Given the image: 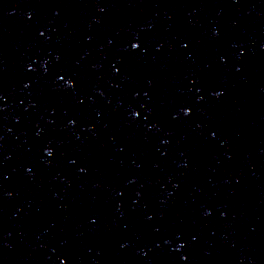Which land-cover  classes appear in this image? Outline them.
I'll return each mask as SVG.
<instances>
[{
  "label": "water",
  "instance_id": "1",
  "mask_svg": "<svg viewBox=\"0 0 264 264\" xmlns=\"http://www.w3.org/2000/svg\"><path fill=\"white\" fill-rule=\"evenodd\" d=\"M196 264H264V132L231 187Z\"/></svg>",
  "mask_w": 264,
  "mask_h": 264
}]
</instances>
